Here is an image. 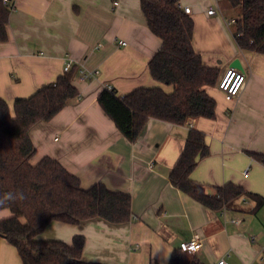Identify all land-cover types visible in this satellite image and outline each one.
Instances as JSON below:
<instances>
[{"label":"crops","instance_id":"crops-1","mask_svg":"<svg viewBox=\"0 0 264 264\" xmlns=\"http://www.w3.org/2000/svg\"><path fill=\"white\" fill-rule=\"evenodd\" d=\"M14 7L8 40L0 42V97L12 114L18 98H26L76 66L72 99L50 121L30 131L36 146L32 159H57L78 176L84 188L102 182L129 193V222L113 224L101 218L80 224L51 222L40 240L72 242L86 238L83 258L102 264H169L181 242L195 236L202 264L225 258L230 264H264V205L241 201L244 210H212L175 187L169 175L192 128L206 133L210 148L191 177L209 193L227 182L264 197V54L240 49L228 27L230 8L223 0H180L195 21L193 45L203 62L221 73L239 60L246 82L238 98L225 99L218 85L206 87L217 101L216 118H192L175 124L148 119L136 140H129L98 102L111 86L125 95L138 87L172 86L156 81L149 61L162 40L149 27L141 0H11ZM212 7L218 13L209 14ZM237 18V16H235ZM126 41L122 45L120 41ZM71 66V67H72ZM81 70L98 73L82 79ZM248 170V174H245ZM3 216L10 210L0 211ZM233 219L240 220L239 224ZM254 236V238H251ZM0 264H23L17 248L0 236Z\"/></svg>","mask_w":264,"mask_h":264},{"label":"trees","instance_id":"trees-1","mask_svg":"<svg viewBox=\"0 0 264 264\" xmlns=\"http://www.w3.org/2000/svg\"><path fill=\"white\" fill-rule=\"evenodd\" d=\"M180 0H141L150 31L161 38L160 49L149 61L152 77L172 86L167 92L160 86L138 87L120 95L115 88H104L98 102L118 129L131 141L137 139L148 119L157 118L185 124L192 118H216L217 101L206 87L219 83L221 70L203 62L193 45L195 21L179 6ZM239 9L234 37L240 49L264 54V0H227ZM11 3L0 0V42L8 40V25L13 10ZM77 67L26 98L9 104L0 97V197L5 193H23L24 199L9 200L0 205L10 218L0 220V236L14 245L23 264H102L84 260L86 238L76 234L72 242L59 239L40 240V235L53 221L80 224L101 218L113 224L130 221L132 199L129 193L114 191L98 182L84 188L78 176L69 172L55 158L45 156L37 163L30 131L39 122L52 120L72 99L79 96L73 84ZM206 133L192 128L183 150L171 169V183L204 206L244 210L240 200L255 201L256 210L264 205L261 194L242 185L227 182L207 186L192 179L199 161L208 156ZM264 162L263 153H252ZM169 264H202L193 254L176 249Z\"/></svg>","mask_w":264,"mask_h":264},{"label":"built area","instance_id":"built-area-1","mask_svg":"<svg viewBox=\"0 0 264 264\" xmlns=\"http://www.w3.org/2000/svg\"><path fill=\"white\" fill-rule=\"evenodd\" d=\"M11 0H4V3L8 4L10 3ZM179 6H181L179 4ZM182 7V6H181ZM185 11L187 13L191 12V8L189 6H185L184 7ZM209 14H216L218 13V9L215 7H212L208 10ZM237 18L232 16L227 20V24L230 25H234L236 24ZM120 43L122 45H126L127 42L126 41H120ZM71 61H69L65 67H64V71L67 72L71 69ZM82 73V79H90L92 77H94L98 71H87V70H81ZM246 82V72L242 69H239L237 67H233V66H229L228 68H226V70L224 71L222 77L219 80L218 83V88L219 90L224 94L225 99L228 101H233L236 98H238V96L240 95V92L244 86ZM108 88L112 89L113 87L108 86ZM80 96H78L79 98ZM245 174H248V170H245ZM244 202H247V200H243ZM233 222H235L236 224L240 223V220L238 219H233ZM251 238H254V236H251ZM202 247V240L195 236L189 240H185L183 242H181L180 244V248L182 251L190 253V254H194L195 252H197L200 248ZM214 264H230L225 258H221L218 261H216Z\"/></svg>","mask_w":264,"mask_h":264},{"label":"clouds","instance_id":"clouds-1","mask_svg":"<svg viewBox=\"0 0 264 264\" xmlns=\"http://www.w3.org/2000/svg\"><path fill=\"white\" fill-rule=\"evenodd\" d=\"M17 199H24L23 193H17L16 195H13L12 193H5L2 197H0V205H4L9 200L15 201ZM6 218H10V215L6 217L0 214V220Z\"/></svg>","mask_w":264,"mask_h":264},{"label":"rangeland","instance_id":"rangeland-1","mask_svg":"<svg viewBox=\"0 0 264 264\" xmlns=\"http://www.w3.org/2000/svg\"><path fill=\"white\" fill-rule=\"evenodd\" d=\"M223 2H225V4H227L228 5V3H227V0H223ZM229 6V5H228ZM230 7V6H229ZM230 8H232V7H230ZM233 9V12L231 11L230 13H228V15L230 16V17H232V16H238L239 15V9H235V8H232ZM229 17V18H230ZM227 24V23H226ZM228 27H232V26H234V25H232V26H229V25H227ZM222 75H223V73H221L220 74V78L222 77ZM220 80V79H219Z\"/></svg>","mask_w":264,"mask_h":264},{"label":"water","instance_id":"water-1","mask_svg":"<svg viewBox=\"0 0 264 264\" xmlns=\"http://www.w3.org/2000/svg\"><path fill=\"white\" fill-rule=\"evenodd\" d=\"M231 66H233V67H237V68H239V69H242L243 70V66H242V64L240 63V61L239 60H235L233 63H232V65Z\"/></svg>","mask_w":264,"mask_h":264}]
</instances>
